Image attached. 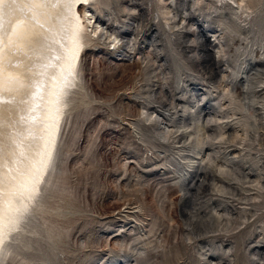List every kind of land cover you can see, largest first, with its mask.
Masks as SVG:
<instances>
[{"label":"rangeland","instance_id":"rangeland-1","mask_svg":"<svg viewBox=\"0 0 264 264\" xmlns=\"http://www.w3.org/2000/svg\"><path fill=\"white\" fill-rule=\"evenodd\" d=\"M86 10L105 30L0 264H264V0Z\"/></svg>","mask_w":264,"mask_h":264},{"label":"bare ground","instance_id":"bare-ground-1","mask_svg":"<svg viewBox=\"0 0 264 264\" xmlns=\"http://www.w3.org/2000/svg\"><path fill=\"white\" fill-rule=\"evenodd\" d=\"M95 1L0 0L1 261L19 212L47 189L83 53L105 30L86 10Z\"/></svg>","mask_w":264,"mask_h":264}]
</instances>
